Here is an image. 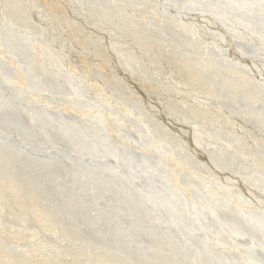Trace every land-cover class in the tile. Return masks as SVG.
Segmentation results:
<instances>
[{"label": "rangeland", "instance_id": "374dc122", "mask_svg": "<svg viewBox=\"0 0 264 264\" xmlns=\"http://www.w3.org/2000/svg\"><path fill=\"white\" fill-rule=\"evenodd\" d=\"M209 1L218 3L207 5L199 11L204 15L202 18L195 16L197 14L195 12L181 16L168 6L171 5L170 1L164 0L158 2L153 0L133 2L129 0H0V22H2L0 29L3 31L0 35V43L4 46L3 40L12 34L17 38L14 39L15 42L27 48V52L24 53H19L15 49L9 50L17 59L16 68L15 59L12 56L10 59L7 58L1 52L0 46V76L26 77L23 70L29 68L27 77L32 81L30 77L34 75L37 85L44 93L41 101L33 103L29 109L24 102L14 99L13 95L10 97L0 93L2 95L0 103L9 107L0 106V139L9 140L21 153L35 159L60 163V168H53L48 172L60 177L62 187L74 197L90 200L94 190L85 192L73 185L68 181L67 171L71 169L81 171L93 167L98 172L102 170L108 172L112 169L118 171L126 168L122 164L119 165L113 155L95 158L91 153L72 151L71 142L64 141L60 135L61 124L74 122L73 127L82 130L86 127L89 132H97L107 142L105 147L116 154L121 152L119 151L121 148L122 152L129 154L131 152L135 159L141 157L146 159L148 164H152L151 166L154 163L158 164L159 158L153 155V151L147 150L152 154L149 156L148 152L143 151L139 145L140 142L132 135H123L122 129L111 128L106 136L101 127L102 122L91 121L92 117H88L89 115H76L75 118L73 117L75 114L66 110L53 114L52 112L56 110L45 105L49 104L48 98L69 101L70 98H75L76 93L81 94L82 97L77 100V104L82 103L81 100H90L104 107L111 104L117 107L116 103H123L125 107L131 109H119V112L112 108L121 116L123 112H130L126 118L131 123L129 120L127 122L136 131L142 123L150 126L155 122L158 125L160 123L159 126L166 137L175 139L174 141L182 146L180 149L184 147L182 152H187L186 154L190 155L194 162L204 168L201 172L203 175L218 178L223 184V189L239 192L244 198L252 200L253 209H259L257 205L264 204V25L254 26L252 29L242 26L236 18L240 15L241 18L252 21L258 18L264 19V9L259 8L264 5V1L254 5L243 2L245 5H241L242 8L232 5L233 0ZM103 3L107 4L103 6L118 13L112 18H109V13L106 16L102 15L97 5ZM162 5H166L167 8L164 9ZM129 16L132 17V21L127 20ZM202 19L209 23L201 21ZM213 21L217 22V26L210 23ZM144 23L152 38L162 42L180 61L196 62L197 70L202 72L201 75L212 94L184 83L182 79L176 78L174 73L164 72L152 62L151 53L146 52L137 33L121 28L122 25L138 27V24ZM155 26H160L161 30L157 32ZM12 28L14 30H11ZM227 28L239 38L237 41L241 43L239 42L238 46L232 45L231 39L226 42L219 41L217 33L227 34ZM27 32L28 34H25ZM27 36L32 42H29ZM187 38L190 47L184 44ZM226 48L227 54L224 53ZM29 58L31 62H28ZM208 61L212 66H221L222 69L218 71L211 68L202 69L201 64ZM31 64L33 70L28 66ZM242 65L249 68L250 73ZM19 66L22 70H19ZM144 77L149 78L151 82H144ZM227 77L232 78L233 84L224 82V78ZM241 80H244V84L240 88L238 84ZM70 83L77 84L81 92L74 90ZM131 90L133 91L130 92ZM254 95L257 101L250 100ZM195 112L200 116H196ZM43 114L51 117H44ZM157 137L155 139L159 140ZM144 156L148 157L144 158ZM160 168L162 171H159ZM164 169L156 167L146 172H133L138 176L137 178L129 176L127 172L122 173L123 170L116 175L130 186L137 199L153 210L157 218L154 222L155 226L165 231L179 247L182 246L181 252L177 251L176 256L185 264H202L186 252L190 240L195 241L197 237L203 243H207L206 245L211 249L218 248L217 250L228 253L233 258L238 257L243 264L250 261L249 264H256L257 259H246L234 252L255 246L254 240L264 241V232L244 222L245 214L240 210L242 208H238V205L235 206L232 202V204L229 202L230 208H227L221 198L224 194L218 193L216 196L213 194L212 197L217 199L213 210L215 217L202 220L199 216L196 217L194 206L197 205L191 204L190 201L198 192L202 196L209 195L205 188L211 191L216 188L210 184L206 185L208 180L205 181L204 176L202 177L204 182L201 179L195 182L196 176L192 173L188 175L186 170L177 169L179 172L175 171L178 174L174 175L173 172L168 173L167 168ZM179 175L184 177L183 180L178 179ZM174 183L177 187H174ZM163 184H166L165 188L169 192L167 204L152 194L154 190L162 189ZM190 190L194 192H191V195ZM232 191L229 193H233ZM212 197L208 196L211 199ZM196 202L199 203L198 199ZM95 210H91V213L94 214ZM1 214L0 244L12 252L28 249L32 244L40 245L46 239L57 243L61 248L71 244L70 240L61 238L58 233L47 232L32 222L17 220L7 209ZM119 218L129 219L125 213ZM201 220L204 222L202 223ZM228 225L237 226V232H230ZM12 234L18 237L17 240ZM77 244L87 249V243L79 241ZM150 245L151 242L147 237L132 243V246L141 248H148ZM152 249L159 248L154 245ZM168 253L171 254L173 251L168 250ZM95 254L96 252L87 250L86 259L93 260V264H99L96 260V263L94 262ZM49 261L71 264L69 258L61 256Z\"/></svg>", "mask_w": 264, "mask_h": 264}, {"label": "bare ground", "instance_id": "6f19581e", "mask_svg": "<svg viewBox=\"0 0 264 264\" xmlns=\"http://www.w3.org/2000/svg\"><path fill=\"white\" fill-rule=\"evenodd\" d=\"M129 1L133 2L134 0ZM154 1L158 2L159 0H153V2ZM164 1H170L171 5L168 6L181 16L188 14V12H195L197 13L195 16L201 17L204 15L201 14V12L199 11L203 10V8L207 5H215L218 3L216 1L211 3L209 0ZM261 1L264 0H233L232 5H236L238 8H242L241 5H245L243 2L249 3V5H254ZM103 5L107 4L103 3L101 5H97L98 11L102 15L106 16V14L109 13V18H112L115 14L118 13L116 10L113 11L112 9L107 8ZM162 7L164 9L167 8L166 5H162ZM259 8L264 9V5L260 6ZM122 19H124V16H122ZM236 19L238 22L242 23V26L251 27L252 29H254V26L264 25L263 18H258L256 21H252L250 19L241 18V16L238 15ZM127 20L132 21V17L129 16ZM201 21L207 24L209 23L208 21L203 19ZM210 23L215 24L217 26L216 21ZM3 26L5 25H2V27ZM155 27L157 32L161 30L160 26ZM5 28L7 29L6 26ZM121 28L125 31L132 30L137 33L138 39L146 50V52L149 51L151 53L152 62H154V64L161 68L164 72L168 74L174 73V76L178 79H182L184 83L191 84L196 88L201 89L202 91H206L207 93L212 94V91L207 87L208 84L201 75L202 72H199L197 70L196 62L185 63L180 61L174 54H171L166 49L165 45L162 42L158 41L154 37L152 38L151 33L149 32L145 23L138 24V27H132L129 24H127V26L122 25ZM11 30L14 29L12 28ZM226 31L227 34L223 35H221V33H217L219 41L226 42L227 40L231 39L230 41L232 42V45L238 46V43L240 41L237 40H239V38L235 37L230 29L227 28ZM2 33L3 31L0 29V35H2ZM25 34H28V32ZM35 37L33 38L35 39ZM26 38L28 39V36ZM14 39L17 40V38L11 34L3 40L4 46L0 43L1 52H3L9 59L11 58V56L13 57V54L10 52L11 50L15 49L19 53L27 52V48L23 44L15 42ZM29 42H32V39H30ZM184 44L188 47L191 46L188 38L185 40ZM250 47L252 49H255L253 45H250ZM227 52L228 49H224V53L227 54ZM13 58L15 59L14 64H16V66H14L17 68V59L15 57ZM31 61L32 60L29 58L28 62ZM19 64H21V62ZM28 66H31V69L33 67L32 64ZM201 67L202 69L211 68L216 69L217 71L222 69L221 66H212L211 64H209V61L208 63H202ZM242 67L248 73H250L249 68H247L245 65H242ZM27 69L29 70V68ZM19 70H22L20 66ZM28 70H23V74H25L26 77L17 75L11 78L6 76H0V93L10 97L11 95H13L14 99L24 102V105L27 109L32 107L33 103L40 102L42 99L41 96H43L42 94H44L42 93L43 90L40 89L37 85L33 77L34 75H30L32 81L29 80V78L27 77L30 72H28ZM38 73L40 74V71ZM71 78H73V76ZM78 80L82 82L84 81L81 79ZM143 81L151 82V80L147 77H144ZM224 82L226 84H233L231 77H227V79L224 78ZM117 84L119 83L117 82ZM243 84L244 80H241L238 86L241 88ZM70 85L74 88V90L81 92L80 87L77 84L70 83ZM132 91L133 90H131L130 92ZM130 94L132 95V93ZM45 97L46 96H44V98ZM79 98H82L81 94L77 93L75 95V98H68L69 101H67V99L62 100L60 98L51 97L47 100L49 104L45 106L54 108L56 111L52 112L53 114H57L61 112V110L72 112L73 114H75L73 116L75 118H77L76 115L86 116L87 114L89 115L88 117H92L91 121L94 120L97 123L102 122L101 127L104 130L105 135L108 134L109 131H111V128L122 129V132H124L123 135H132V137H134L136 141L140 142L139 145L141 146L143 151H153V155H156L159 158V163H154L153 166H151L152 164H148L146 159H142V157L141 159H135L131 152L130 154L128 152H122L121 148H119V151L121 152L119 154H116L111 150L109 151V149L105 147L107 142H105V139L99 134H97V132H89V130H86V127V131L82 130L79 127H73L75 125L74 122L61 124L60 135L64 141L71 142L72 151H84L86 153H91V156L95 158H102L104 156L113 155L112 157L116 160V162L119 165H124V167L126 168L125 170L122 169L123 172L122 170L114 171V169L109 170L108 172L104 170L98 172L96 171L97 169L93 167H88L81 171L76 169H71L67 171L66 176L68 178V181L73 183V185L80 187L85 192L91 189L94 190L92 198L90 200H87L85 198L74 197L72 194H70V192H68L62 187L60 177H57L54 174L48 172V170L50 169L60 168V163H52L47 160L40 161L28 154L21 153L17 149V147L9 140L4 141V139H0V218L2 217L1 213L3 212V210L7 209L10 211L12 217L16 218L17 220L22 222H32L38 228H41L50 233H58L61 238L68 239L71 241L70 245H66L64 246L65 248H61L57 243L50 242L46 239L40 245L32 244L28 249L21 250L20 252H12L8 250L5 246L0 244V264H57L56 262H50L49 259L54 261L58 256H61L62 258H69L71 264H93V260L86 259L87 250L96 252L94 262L96 260V262L99 264H185L179 257L176 256L178 254L177 251L179 253L181 252L182 246L179 247L178 244L165 231H161L155 226L154 222L157 220V218L153 210L146 203L137 199L134 196V193L130 186H128L121 179H119L116 175L119 172H127L129 176L137 178L138 176L133 172H146L150 171V168L155 169L156 167H163V170H165V167L168 169V173L170 172L171 174V172H173L174 175L179 172L178 170H186V172L189 173L188 175L192 173L193 176H196L197 179L194 178L196 179L194 180L195 182L197 180L200 181V179L202 180V177L204 176L206 178V180H204H208V183L206 182V185L210 184L211 186L216 188V190L213 191L207 190L205 188V190L207 191L206 193L209 194L207 196H202L200 192H198L197 195L194 194L190 203L198 206H194V211L197 215L196 217L199 216V218H202V220L203 218L207 220H210V218L214 219L215 215L213 210L216 207L217 199L213 198L212 195L214 194L216 196V194L218 193L221 195L224 194L223 197L221 195L220 196L224 204L227 205V208H230L229 202H232L233 204H235V206L238 205V208H242L240 209L241 213L245 214L244 222L250 223L253 226L259 228L261 232H264V204L262 206L257 205L259 209H253L252 207L254 206L251 205L252 200L246 199V197L244 198L242 195L239 194V192L236 191L231 190L233 193H229L231 191L226 188L223 189V184L218 180V178H211L209 176L203 175V173L201 172L204 170V168H201V165L199 163L194 162L192 160L193 158L190 155L186 154L187 152L183 153L182 150L184 147L180 149L181 145H179V143L177 144L174 141L175 139L172 140L166 137L163 129L159 126L160 123L158 125L155 122L151 124V126L150 124L142 123L139 128H137L138 131H136L133 127H131V125H129L131 123L130 120L126 118L130 112L128 113L125 110L126 112H121V116L119 115V113L117 114V112L113 109L115 108L117 111H119V109H129V107H125L123 103H116L117 107L112 106V104L111 106L104 107L102 104H97L93 101L90 102V100H81L82 103L77 104V100ZM250 100L257 101L255 95L252 96ZM53 101L54 105L52 106ZM0 106L8 107V105L1 103ZM30 111H33V109H30ZM194 114L196 116H200L196 112ZM36 116L34 118H36ZM43 116L47 118L51 117L50 115L46 114H43ZM128 120L130 123L127 122ZM131 120H133V118ZM199 132L201 133V131ZM105 135L103 134L104 137ZM156 135H158L159 140L155 139L157 137ZM114 153L116 155H114ZM148 155L150 156L152 154L148 152ZM146 157L144 156V158ZM151 158L147 159L151 160ZM160 170L162 171V168H160L159 171ZM175 171L177 172L175 173ZM174 175L173 177L175 178ZM22 176L24 177L22 178ZM212 176L214 175L212 174ZM179 178L182 177H180L179 175L178 179ZM183 178L181 180H183ZM165 185L166 184H163L162 189L154 190V193L152 194H154L153 196L160 198L165 204H167V193L169 192L165 188ZM173 185H175V183ZM170 187L174 190L171 185ZM174 187L177 186L175 185ZM190 188L192 187H189V189ZM222 190H224V192ZM189 192L191 195V192L193 191L190 190ZM208 196H211L212 199L208 198ZM197 199L199 203L196 202ZM184 207H186V205ZM91 210H95L94 214L91 213ZM122 213H125L126 216L129 217V219L121 220L119 217ZM203 222L204 221H202V223ZM205 224L207 225V223ZM228 228L232 230H230V232H237L238 227L234 225H228ZM9 237L10 236H8V238ZM144 237H147L150 240V247L141 248L132 246V243L137 242L139 239H142ZM14 238H16V235ZM79 241L87 243V249H84L83 247L79 246V244H77V242ZM254 241V243L252 241L251 242L255 246L242 248L238 251H233L237 252L239 255H242L246 259H257L256 264H264V241ZM206 244L200 241V238L196 237L195 241L193 239L190 240V245L187 247L186 252L189 253L192 258L197 259L198 262L202 264L242 263L240 262L241 260H239L238 257L233 258L228 253L220 252L221 250H217L218 248H209ZM154 245L157 246L159 249H152V246ZM168 250L173 251V253H168ZM249 263H251V261Z\"/></svg>", "mask_w": 264, "mask_h": 264}]
</instances>
